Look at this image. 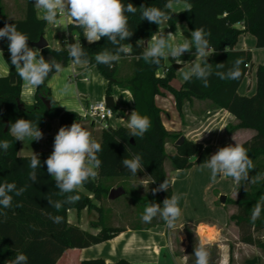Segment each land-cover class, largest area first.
Masks as SVG:
<instances>
[{
    "label": "trees",
    "instance_id": "1",
    "mask_svg": "<svg viewBox=\"0 0 264 264\" xmlns=\"http://www.w3.org/2000/svg\"><path fill=\"white\" fill-rule=\"evenodd\" d=\"M180 1L190 4L191 11L180 10L168 22L183 21L189 30L203 27L209 33L207 38L210 46L216 50L215 54L208 58V62L212 63L213 67L216 63H225L227 68L236 59L242 58L244 63L241 65V78L237 81L221 80L213 75L207 88L196 79L190 82L182 81L178 88L172 87L170 84L174 77L172 65H165L162 60L161 68H165V72L157 76L155 65L138 58L142 49L136 45L137 40L146 41L158 31V25L141 19L140 6H156L162 9L166 0H124L125 4L132 3L137 7L134 15L127 14L129 26L134 34L130 39L122 42L133 45L130 55L132 73L126 78H118L115 75L117 64L111 70L105 65L95 67L107 80L106 94H110L112 85L127 89L132 97V111L136 110L141 115L150 117L152 125L143 139L128 136V130L121 124L100 128L98 142L102 145V151L98 153V157L102 164L98 169L99 174L95 180L85 185L86 192L78 193L80 199L76 203L65 205L59 212L51 208L46 198L48 193L58 191L44 164L51 152L38 154L41 168L38 170V181L31 185L28 178L30 171L28 156L17 155L19 143L8 132L9 125L17 119L24 118L37 123L41 129L46 118H56L59 130L62 126H70L74 121L80 120L81 116L74 110L69 111L57 106L47 85L48 79L42 86L34 89V101L31 105L22 103L19 99L22 80L16 74L11 61H8L10 73L7 76H0V140H9L11 147L6 153L0 151V183H15L18 189L26 185L28 187L20 196L10 193L13 195L11 208L0 207V212L7 213L6 216L0 215V264H5V261L14 258L17 252H23L28 256V264H55L65 250L99 243L119 232L120 228L100 224V230L97 233H90L69 223L66 212L71 208L79 211L84 207H93L92 199L87 193H91L96 200L106 195L111 186L103 183L102 178L132 176L130 171L120 163L132 153L141 154L144 165V171H138L136 175L145 174L151 181L155 180L153 183L155 188L165 179H168L171 184L170 178L166 176L163 169L164 143L167 138L175 142L181 134L166 130L161 122V110L155 104L154 97L161 94L162 90L168 91L173 96L178 111L185 101H190L192 98L209 99L216 107L226 109L238 120L234 126H229L228 130L238 127L251 128L254 131L253 135L241 143L248 149V154L255 165V169L249 175L250 178L257 174L264 175V64L256 65L255 91L250 95L239 94L237 88L242 78L248 73L249 68L245 64L251 63V51L234 49L238 36L244 33L254 36L256 47L264 48V0ZM5 23L15 24L19 31L27 33L30 38L28 44L38 40L45 26V21L36 15L33 0H25V13L19 19L2 16L0 8V28H3ZM75 39L80 40L93 65H95L96 53L105 47H112L106 38L89 44L81 29L69 26L66 29V41L74 43ZM0 49L8 50L6 39L0 40ZM40 50L46 60L55 59L64 66L70 62L68 50L65 47L45 46ZM45 101L49 102L48 105ZM112 109L114 110L115 106ZM126 146L131 148L130 153H126ZM220 147L224 146L213 149L209 145L183 137L182 143L175 145V152L169 155L168 159L176 169L188 168L193 164L203 163L213 151L216 152ZM246 184L242 182L238 186L235 183L236 197L230 201L236 205V210L229 215V220L237 226L239 241L247 244L256 241L264 251V237L255 240L254 236L255 232L264 229V211L255 223L251 221L252 208L261 195H264V180L255 184L249 182L247 186ZM158 194L163 202L165 198L172 195L171 186L168 191H160ZM53 199H61V197L53 196ZM17 204L20 206L17 207ZM49 213L63 217L62 222L54 223L49 218ZM78 264H130V262L124 258L112 262H105L102 258H91L80 260Z\"/></svg>",
    "mask_w": 264,
    "mask_h": 264
},
{
    "label": "clouds",
    "instance_id": "2",
    "mask_svg": "<svg viewBox=\"0 0 264 264\" xmlns=\"http://www.w3.org/2000/svg\"><path fill=\"white\" fill-rule=\"evenodd\" d=\"M179 3L180 0H166L163 9L156 6H140L141 19L158 25V31L153 33L147 42L143 39L136 41L137 47L142 49L138 58L155 65L157 69L162 67V60L169 61V58H172L177 65H182L178 72L183 81L190 82L196 79L201 81L205 88L209 87V81L213 75L221 80H239L242 76L241 65L244 63L242 58L236 59L227 68L225 63H216L213 67V64L208 62V58L214 55L216 50L210 46L207 38L209 33L203 27L190 30V38L184 36L182 42L176 38L175 33H165L161 25L171 19L170 13ZM33 4L37 10L38 18L47 24L62 27L65 30L69 26L79 28L89 44L106 38L112 47H105L96 53L94 56L95 65H93L80 40L75 39L74 43L65 41V48L68 50L71 61L70 65L65 67L55 59L46 60L39 48L29 47L30 38L27 33L19 31L15 24L5 23L4 27L0 28V40L8 41L11 65L14 66L16 74L24 82L25 87L39 88L49 77L75 72L77 68L89 69L96 65H105L111 70L122 58L132 54L133 45L122 43L134 34L129 26L127 15L129 13L134 15L137 12V7L132 3L125 4L124 0H33ZM184 9L191 11V5L185 4ZM60 17H66L68 22L62 23ZM176 28L179 29L180 25L177 24ZM145 43L146 46H144ZM193 49H195L194 60L186 62L181 59L183 54L192 52ZM57 50L59 51V49ZM0 54L3 55L2 49H0ZM9 73L10 69L0 65V74L7 76ZM62 92L73 96L78 95L76 86L71 80L63 84ZM108 111L111 114L112 110L108 109ZM121 120L128 130V136L136 139H143L152 125L150 117L141 115L136 110H133L126 120L123 118ZM8 132L16 141L21 142H24L26 138H30L31 141H39L43 139L44 135L37 123L24 118L10 123ZM10 147L9 140H0V151L6 153ZM101 151V143L77 121H74L70 126L59 128L54 137L53 151L44 161L47 173L54 180L55 187L58 189L55 193H48L46 197L52 209L59 212L65 205L74 204L80 199L78 193L89 181L95 180L99 174L98 169L102 161L99 159L98 153ZM125 151L130 153L131 148L126 146ZM27 159L30 168L28 178L32 185L38 181L41 160L39 155L33 151ZM120 163L130 171L132 176H136L138 171H144L142 155L139 153H132L130 157L126 156ZM201 167L210 170L213 181L217 176L231 178L240 186L242 182L255 184L264 180V175L261 174L250 178L249 174L255 169V165L248 154V149L238 142L218 148L201 164ZM140 180L141 183L138 186L142 185L145 190L146 188L148 190L150 183L155 182V180L149 182L144 178ZM170 186V181L165 179L151 191L153 194L168 191ZM27 187L28 185L18 189L15 183H0V207L11 208L13 195L10 193L20 196ZM53 196L61 197V199H53ZM180 199L179 195L173 193L163 200L162 206L160 203H148L141 215L142 221L151 223L154 218L159 217L169 229H174L182 215ZM19 206L17 204V207ZM262 211H264V195H261L252 208L251 221L253 223L260 217ZM0 215L6 216L7 213L0 212ZM49 218L57 224L63 220V217L53 216L51 213H49ZM193 256L195 264H211V252L203 239H200L195 245ZM5 264H28V256L23 252H17L15 257L5 261Z\"/></svg>",
    "mask_w": 264,
    "mask_h": 264
},
{
    "label": "crops",
    "instance_id": "3",
    "mask_svg": "<svg viewBox=\"0 0 264 264\" xmlns=\"http://www.w3.org/2000/svg\"><path fill=\"white\" fill-rule=\"evenodd\" d=\"M185 4H187L185 1H180L172 12L176 13L180 10H184ZM35 11L38 16L36 9ZM67 22V18L64 17L63 23ZM177 24L180 25L179 29L176 28ZM161 27L164 28L165 33H175L176 38L181 42L184 36L190 38V30L183 21L174 23H169L167 21L164 25H161ZM42 35L47 41V46L51 48L65 47L66 30L62 27H55L45 22ZM149 39L150 38L145 42ZM144 46H146V43ZM234 49H249L251 51V63L248 73L242 78L237 88L239 94L250 95L255 91L256 65L259 63L264 64V59H260L259 57L261 55L264 56V54H261L264 52H260L264 51V48L256 47L254 36L250 33H244L238 36ZM194 52L195 49H193L192 52H186L182 55L181 59L186 62L194 60ZM170 59L175 63L172 58ZM8 61H11L10 53L8 50H3V55L0 54V65L8 68ZM120 62L122 64L127 63V66L132 65L130 56L122 58ZM166 62L167 61L164 60L165 65H168ZM70 63L71 61L65 67H68ZM180 67H182V65H179V68ZM178 69H174V77L170 81L171 86L175 88H178L183 81ZM157 72H159V74H157ZM164 72L165 68H159L155 71V74L161 76ZM0 76L3 75L0 74ZM68 80H71L75 84L78 95L73 96L62 92L63 84ZM47 85L57 106L76 112L86 107L89 103L101 100L107 95V80L98 72L96 67H91L89 69L77 68L75 72H66L61 76L49 77ZM33 94L34 89L25 87L22 81L19 94V99H22L21 102L26 105H31L34 101ZM108 95L113 97L115 108L119 106V111L115 114L113 112L108 122L111 125H124L121 118L126 120L132 112L133 102L130 92L127 89L112 85L111 92ZM154 100L155 104L161 110L160 119L166 130L180 133L181 136L188 140L209 145L213 149L218 146L234 144L235 142L242 143L248 140L254 133L251 128L244 127L231 128L228 130V127L234 126L238 120L226 109L216 107L209 99L192 98L190 101H185L182 104L180 111L175 107L173 96L166 90H162L161 94L155 95ZM79 123L90 130V132L99 128L95 124L93 127L90 126L89 129L85 126L86 121L84 119H81ZM40 130L44 134L43 139L31 141L30 138H26L24 142L18 141L17 155L29 156L32 151L36 154L53 151L54 137L58 132V120L56 118L45 120ZM164 151L163 169L166 176L171 180L172 194L175 193L181 197L179 205L182 209V215L176 222V227L174 229H169L162 219H158V221L153 224L139 227L113 225L112 221L114 218L113 215L110 214L108 217L109 224L106 226L120 228L119 232L105 241L87 247L67 249L62 253L55 264H78L80 260L91 258H102L105 262H112L124 258L128 260L130 264H168L164 254L167 252L166 247L167 240L169 241L170 239L169 234L177 229L181 230L185 226H192L195 232H198L199 225L201 227L204 225L206 228H212L213 236L211 240H209L210 242L205 241L213 243L217 247V255L212 264H224V262L230 264V250L222 241L223 237L225 239L222 231L226 229V226L232 227L235 230V237L238 239L237 226L229 220V215L235 212L236 205L230 201L227 207L220 202L217 203L216 197L220 193H224L225 199L234 200L236 197L235 181L231 178H225L229 181V189H218L215 196L210 192L209 185L202 181L206 173L209 172V169L202 168L199 170V174L195 175L194 181L188 184H178L183 180V177H179L183 169H176L167 164V161H169L168 156L175 152L174 142H171L170 138H167L164 143ZM214 153L213 151L211 154ZM201 164L197 165L201 167ZM193 167L194 166H191L189 169L191 170ZM202 173H204V175H202ZM143 178L149 182L151 181L145 178L144 175L122 177L121 179L128 181L132 187L133 185L137 186L139 188V193L146 194L148 191L152 192L151 190L155 188L153 184L152 187L148 185V190L147 188L145 190L142 185L138 186L141 183L140 179ZM106 182L112 183L115 182V180H107ZM112 186L110 188H112ZM82 191L86 192L84 189ZM87 194L89 198L92 199L94 206L91 208L84 207L79 211L73 208L68 209L66 212L67 221L79 226L85 231L97 233L100 230V224H104L102 222V217L104 216L103 197H101L100 200H96L92 197L91 193ZM194 204L204 206V209L201 211L202 213L189 211L191 208L192 210L194 209ZM220 207L223 209L224 216L218 219L215 211L218 209L222 212ZM236 243L247 244L239 241V239Z\"/></svg>",
    "mask_w": 264,
    "mask_h": 264
},
{
    "label": "rangeland",
    "instance_id": "4",
    "mask_svg": "<svg viewBox=\"0 0 264 264\" xmlns=\"http://www.w3.org/2000/svg\"><path fill=\"white\" fill-rule=\"evenodd\" d=\"M0 8L2 12V16L8 18L19 19L24 16L25 13V0H0ZM64 17H60L61 22L63 23ZM31 47V46H29ZM263 50V49H260ZM264 52V51H260ZM264 54V53H261ZM260 59H264V56H259ZM168 65L173 64L172 60L169 58V61L166 62ZM259 63V62H258ZM116 77L126 78L132 73V65L127 66V63L122 64L120 61L116 65ZM129 73V74H128ZM126 75V76H124ZM244 90V89H243ZM119 111V106H116L114 109V114ZM83 120V118H81ZM80 119V120H81ZM45 120H52V118H46ZM78 120L77 122L79 123ZM86 121V125L89 129L90 126H94V123H91L89 119H84ZM90 131V130H89ZM100 128L91 131L92 135L99 140L100 136ZM171 142H174L173 139H170ZM168 165H171L170 161H167ZM194 166L191 170L188 168H183L182 173L179 177H183L182 182L178 184H184L194 181L195 175L199 174V170L203 167H199V165ZM191 167V166H190ZM204 175V173H202ZM144 177L149 179L148 176L144 174ZM122 177H104L101 179L103 183L107 180H115L112 183H105L108 186L117 187L121 186L124 189V193L117 196L114 199L108 198V193L103 197V213L102 222L105 225L109 224L108 217L109 215H113V225L120 226H146L149 224H153L159 217L154 218L151 223H145L141 219V215L144 211V207L151 202L160 203L162 206L161 196L156 193L148 191L146 194L139 193L138 187H133L128 181H124L121 179ZM205 184L209 185L210 192L216 196V192L218 189L224 188L229 189V181L225 178H221L217 176L215 181L211 178L210 170L206 173L205 177L202 179ZM249 183V182H248ZM247 183V184H248ZM153 183L149 184V187H152ZM246 184V186H247ZM110 188V187H109ZM220 195H225L224 193H220L216 197V202H220ZM222 203V202H220ZM225 206H229L230 200L227 198L224 203ZM195 206L189 210L190 212L202 213L201 211L204 209V206L200 204H194ZM109 206V207H107ZM110 208V209H108ZM222 212L217 209L216 215L218 219L224 216L223 209L220 207ZM222 233L225 236L222 238L223 242L228 246L230 250L229 263L230 264H264V251L258 246L256 241L252 244H241L236 243L238 239H236L235 230L232 227L226 226V229H223ZM213 236L212 228H206L203 225L201 227L198 226V232H195V229L192 226H185L181 230L172 231L169 234V241L167 240V252L164 254L166 256V262L168 264H195L194 247L198 243L200 239L204 241L211 240ZM255 240L262 239L264 237V229L254 233ZM168 238V237H167ZM210 242V241H209ZM206 242L210 252H211V264L214 263L215 256L217 255V247L213 243ZM163 256V257H165Z\"/></svg>",
    "mask_w": 264,
    "mask_h": 264
},
{
    "label": "built area",
    "instance_id": "5",
    "mask_svg": "<svg viewBox=\"0 0 264 264\" xmlns=\"http://www.w3.org/2000/svg\"><path fill=\"white\" fill-rule=\"evenodd\" d=\"M245 66L249 68L248 63ZM108 109L112 110L111 114H109ZM77 112L81 118L89 119L91 123L96 124L99 128H105L111 125L108 120L113 115V109L106 106L104 99L93 101Z\"/></svg>",
    "mask_w": 264,
    "mask_h": 264
},
{
    "label": "water",
    "instance_id": "6",
    "mask_svg": "<svg viewBox=\"0 0 264 264\" xmlns=\"http://www.w3.org/2000/svg\"><path fill=\"white\" fill-rule=\"evenodd\" d=\"M164 8V7H163ZM162 8V9H163ZM166 11H169V10H166ZM175 12H172L170 13L171 17L175 16ZM29 45L31 47H34V48H43L45 46H47V41L45 40V38L43 37V35H41L38 40L34 41V42H30ZM172 65V68L173 69H178L179 68V65L173 63L171 64ZM104 101H105V104L107 107H110V108H113L114 107V102H113V97L111 95H106L104 98ZM46 104L48 105V101H45ZM21 104V103H20ZM6 129V128H5ZM183 141V136H179L175 142H174V145H179L181 144ZM124 192L123 188L121 186H117V187H112L109 189L108 191V198L109 199H114L116 198L117 196H119L120 194H122ZM225 201V195H220V202L224 203Z\"/></svg>",
    "mask_w": 264,
    "mask_h": 264
},
{
    "label": "bare ground",
    "instance_id": "7",
    "mask_svg": "<svg viewBox=\"0 0 264 264\" xmlns=\"http://www.w3.org/2000/svg\"><path fill=\"white\" fill-rule=\"evenodd\" d=\"M80 109V108H79Z\"/></svg>",
    "mask_w": 264,
    "mask_h": 264
}]
</instances>
